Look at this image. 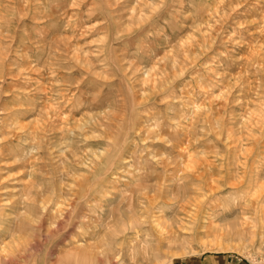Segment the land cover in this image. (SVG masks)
<instances>
[{
	"label": "rangeland",
	"instance_id": "374dc122",
	"mask_svg": "<svg viewBox=\"0 0 264 264\" xmlns=\"http://www.w3.org/2000/svg\"><path fill=\"white\" fill-rule=\"evenodd\" d=\"M263 216L264 0H0L17 264H264Z\"/></svg>",
	"mask_w": 264,
	"mask_h": 264
},
{
	"label": "bare ground",
	"instance_id": "6f19581e",
	"mask_svg": "<svg viewBox=\"0 0 264 264\" xmlns=\"http://www.w3.org/2000/svg\"><path fill=\"white\" fill-rule=\"evenodd\" d=\"M149 191V190H148ZM184 193V192H183ZM142 195H144L143 197H142V199H146V200H149V201H152V198H151V194L150 193H148V192H145V193H142ZM140 197V196H139ZM141 199V198H140ZM157 199V198H156ZM33 201H35V200H33ZM148 201V202H149ZM35 202H37V201H35ZM32 204H35L34 202L32 203ZM37 204V203H36ZM181 213L180 212H176V215L177 216H175V217H173L172 216V219H171V217L169 218V219H171L170 220V223L168 222H165L166 224H167V226L169 227V230H170V232H171V236L176 240V239H181L182 241H180V244L181 243H185V242H187L188 241V238H189V235H185V236H183L182 235V229H180L181 227H180V223H181V219H179L178 218V216L180 215ZM24 215V214H23ZM19 217L18 218H20L21 219V216L22 215H18ZM24 217H25V219L27 218L26 217V215H24ZM24 217H23V219H24ZM264 217V216H263ZM178 218V219H177ZM19 219V220H20ZM27 220V219H26ZM196 220V219H195ZM194 222H196V221H191L190 222V225H189V227L192 229L193 227H194ZM20 223L21 224H23L24 225V221L23 220H20ZM144 223V222H143ZM21 224H19V228L18 227H16L17 229H15L14 230V232L16 233L17 232V230H19V231H21V228H22V225ZM234 226H236V223H232ZM197 227V226H196ZM227 227H228V225H227ZM195 228V227H194ZM221 228V227H220ZM226 228V227H225ZM180 229V230H179ZM230 231V229H228V233H230L229 232ZM232 232H234L233 230H232ZM239 232V231H238ZM224 233H227V232H224ZM182 235V236H181ZM20 237V236H19ZM17 242H20V238H17V236H14V234H13V239L11 240V242H9V243H6L3 247H2V249L0 250V252L2 253V255H3V253L5 254L4 255V257H2V258H6V259H3V260H5V261H7L8 263H10V264H17V262H16V258L13 256H11L12 254H13V249L14 248H16V244H17ZM76 243V242H75ZM79 243V242H78ZM162 243H164V241H163V239H160V241L158 242V244L159 245H161ZM4 244V243H3ZM17 245H19V244H17ZM86 246H89L90 247V249H92V245L91 244H75L73 247H72V249H71V252L70 253H73V251L76 253V255L77 254H79V252H78V250H80V249H82V248H84V247H86ZM168 246H170V245H168ZM15 255V254H14ZM90 256V255H89ZM1 257V256H0ZM7 257H8V259H7ZM88 258V257H87ZM1 261V260H0ZM6 264V263H5Z\"/></svg>",
	"mask_w": 264,
	"mask_h": 264
},
{
	"label": "crops",
	"instance_id": "0c3cea01",
	"mask_svg": "<svg viewBox=\"0 0 264 264\" xmlns=\"http://www.w3.org/2000/svg\"><path fill=\"white\" fill-rule=\"evenodd\" d=\"M175 264H242L228 255L205 253L201 256H192L188 260L177 261Z\"/></svg>",
	"mask_w": 264,
	"mask_h": 264
}]
</instances>
